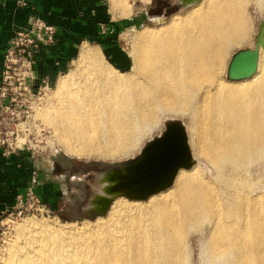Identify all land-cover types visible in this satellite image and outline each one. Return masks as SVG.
<instances>
[{"label": "bare ground", "instance_id": "6f19581e", "mask_svg": "<svg viewBox=\"0 0 264 264\" xmlns=\"http://www.w3.org/2000/svg\"><path fill=\"white\" fill-rule=\"evenodd\" d=\"M107 1L114 19L133 13L126 0ZM177 1L183 11L135 36L132 72L82 46L75 71L57 84L58 106L43 117L66 153L104 161L133 155L163 118L185 117L196 163L147 200L112 197L171 176L184 156L164 138L145 161L104 174V195L86 214L114 198L106 217L81 227L27 221L10 264H191L194 237L205 264H264V168L255 169L264 161V48L252 77H223L230 52L250 44L251 0ZM254 1L262 11L264 0Z\"/></svg>", "mask_w": 264, "mask_h": 264}, {"label": "rangeland", "instance_id": "374dc122", "mask_svg": "<svg viewBox=\"0 0 264 264\" xmlns=\"http://www.w3.org/2000/svg\"><path fill=\"white\" fill-rule=\"evenodd\" d=\"M91 1L90 7H86L81 15H78L81 11H76L78 14L75 13V16L72 18V20L75 21V26L72 30L70 29V31L73 32V34L75 33L74 37H76L78 42L74 56L72 57V62L61 77L66 78L75 71V63L80 57V49L86 44L92 48L96 47V49L99 47L98 49L102 51L107 62L121 73L125 74L132 72L133 62L130 53H132L133 45L136 43L135 36L145 27L159 26L167 22L173 14L183 11L177 0H145V2L144 0H126L127 6L131 9L133 8V13L129 17L119 16L117 19H114L113 11L107 0ZM247 13L250 14L253 29L250 37V44L235 48L230 52L223 74V77L227 81H232L228 78V69L233 56L241 50L254 47L259 26L261 22L264 21V9L260 11L254 0L248 2ZM56 31L58 32L57 28ZM54 43H57V41ZM60 78H58V81H56L53 86H48L34 103L28 102L27 104H19L16 107L13 106L12 111L0 115L1 138H6L5 133L10 127L11 130H16L19 137V150L34 154L35 158L44 165L45 170L50 167L53 168L51 174L54 175V177H60L58 175L66 171L65 169L68 171L69 162H73L74 164H102L105 166L123 165L137 157L145 145L151 140L160 136L165 131L167 123L181 122L185 127L188 125V119L185 117L163 118L159 125L160 127L154 129L151 133L152 135L150 134L142 140L137 149L138 151L136 150L137 152L135 151L133 155L122 160L104 161L94 158H78L69 155L66 153L59 139L55 137L54 130L43 117V113H46L47 109L51 110L53 108L54 110L58 106L57 95L59 89L57 84H59ZM188 134L190 133L188 132ZM189 136V141L194 139L191 134ZM16 152H18V149ZM196 160L197 164L200 163L206 171L208 170V177H212L213 171L208 164L203 159ZM263 162H261L262 166L261 163H259L260 165L257 164L255 169L259 166L258 171L260 173L263 172L262 174L264 175ZM256 174L257 173H255L254 179H257L256 176L258 174ZM103 176L104 174L92 172L90 175L86 174L85 176L66 178V181H64L65 178L61 176V178H58L59 180L62 179V182H60L61 190H56L53 195L54 198L49 202L41 197L39 191L31 190L38 200V206L42 207V211L40 210L34 213L27 212L26 214L18 216L16 213L17 202L16 206L9 213L1 216L0 264H10L11 246L23 241V235L18 229L20 225L27 223V221L37 220L51 225L58 223H76L81 227L82 223L87 221L94 222L96 219L100 218V216H97L95 219L89 218L86 211L90 202L96 195H104V185L102 183L104 179ZM68 177H70V174H68ZM79 180L83 181L81 182ZM263 180L262 184L264 185ZM66 182L72 186L73 190H71V188L70 190H66ZM30 187L36 189L37 186L34 185ZM28 193L29 190L22 195L23 198H26ZM19 237H21L22 240ZM192 243L194 254L192 253L191 264H205L200 255L202 249L199 240L194 237Z\"/></svg>", "mask_w": 264, "mask_h": 264}, {"label": "crops", "instance_id": "0c3cea01", "mask_svg": "<svg viewBox=\"0 0 264 264\" xmlns=\"http://www.w3.org/2000/svg\"><path fill=\"white\" fill-rule=\"evenodd\" d=\"M28 7L20 8L16 0H0V77L3 69L5 52L15 34L29 29L36 19L44 20L58 29L57 43L43 41L36 54L34 64V90L51 87L58 81L72 62L78 40L70 31L75 26L72 20L76 11L81 15L91 0H27ZM63 78V77H61ZM60 78V79H61ZM59 79V80H60ZM53 168L45 170L29 152L18 150L6 156L0 146V219L9 213L17 204L19 196L26 193L30 186L36 185L37 192L49 202L56 190L60 189V177L51 174ZM46 171V172H45ZM68 177V172H64ZM62 185V184H61ZM71 190L72 186H70Z\"/></svg>", "mask_w": 264, "mask_h": 264}, {"label": "built area", "instance_id": "2783aa9c", "mask_svg": "<svg viewBox=\"0 0 264 264\" xmlns=\"http://www.w3.org/2000/svg\"><path fill=\"white\" fill-rule=\"evenodd\" d=\"M16 2L20 8H26L29 5L27 0H16ZM56 35V28L41 19H36L31 28L20 30L15 34L3 59L0 77V115L12 111L13 106L34 103L39 99L44 90L40 88L35 91L32 85L36 54L43 41L53 43ZM1 135L0 132V146L6 156L19 150V137L16 130H11L10 127L5 133L6 138H1ZM28 190L26 198L23 196L18 198L16 212L18 216L27 212L42 211L34 192L31 191L35 189L29 187Z\"/></svg>", "mask_w": 264, "mask_h": 264}, {"label": "water", "instance_id": "95a60500", "mask_svg": "<svg viewBox=\"0 0 264 264\" xmlns=\"http://www.w3.org/2000/svg\"><path fill=\"white\" fill-rule=\"evenodd\" d=\"M202 0H190L189 3H198ZM179 3V1H178ZM190 3V4H191ZM180 7L183 6L179 3ZM261 47L264 48V21L261 22V25L259 26V31L256 36V42L253 48L251 49H245L237 52L229 66V72H228V78L232 81H238L243 80L252 77L256 72L258 68V61H259V53ZM167 132L163 137H159L152 143H148L145 145V147L142 149L139 157L136 160H130L128 161V164L131 163H138L140 161H145L148 158L149 151L151 152L152 147L157 142H161L164 138L168 137L175 139V142L177 143L178 147H182L184 152L182 153L184 156V159L180 160L179 163H177L176 167L171 173V176L165 180L161 185L154 186L147 191L144 192H122L118 191L112 197H120L125 196L128 199H141V200H147L151 195L158 194L159 192L166 190L173 186L175 178L181 168L185 169H191L194 164L196 163L191 152L190 143H189V135L187 133L186 127L181 122H169L167 123ZM138 161V162H137ZM111 173V172H110ZM141 195V196H140ZM114 198H110L105 205L96 211L93 215H88L89 218L95 219L99 215H106L111 203L113 202Z\"/></svg>", "mask_w": 264, "mask_h": 264}, {"label": "flooded vegetation", "instance_id": "af4514ba", "mask_svg": "<svg viewBox=\"0 0 264 264\" xmlns=\"http://www.w3.org/2000/svg\"><path fill=\"white\" fill-rule=\"evenodd\" d=\"M166 132H167V126H166L165 131L160 136L151 140L150 143L154 142L159 137L164 136ZM179 152L180 153L184 152V150L182 149L181 146L179 147ZM138 157L139 156L133 158V160H136ZM128 166H129L128 162H126L123 165H119V166H105L102 164H88V163L87 164H74L73 162H69L68 171H67V169H65V170L68 172V174H70V177H64L65 178L64 181H66V178H74L75 176H85L86 174L90 175V173H92V172L93 173H99V174H107V173H110L112 171L123 170L124 168H126ZM64 172L60 174L62 177L64 176ZM79 181L82 182L83 180H79ZM65 188H66V190H70V184L67 183V187L65 186Z\"/></svg>", "mask_w": 264, "mask_h": 264}]
</instances>
